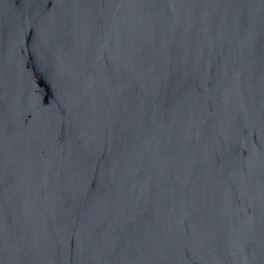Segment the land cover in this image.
Segmentation results:
<instances>
[{"label":"water","instance_id":"obj_1","mask_svg":"<svg viewBox=\"0 0 264 264\" xmlns=\"http://www.w3.org/2000/svg\"><path fill=\"white\" fill-rule=\"evenodd\" d=\"M0 264H264V0H0Z\"/></svg>","mask_w":264,"mask_h":264}]
</instances>
